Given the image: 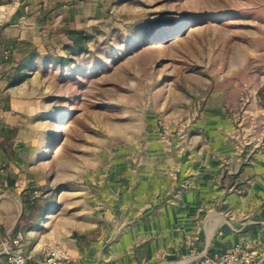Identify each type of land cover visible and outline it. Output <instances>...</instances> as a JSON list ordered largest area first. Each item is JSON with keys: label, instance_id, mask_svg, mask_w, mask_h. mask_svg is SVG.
Wrapping results in <instances>:
<instances>
[{"label": "rangeland", "instance_id": "obj_1", "mask_svg": "<svg viewBox=\"0 0 264 264\" xmlns=\"http://www.w3.org/2000/svg\"><path fill=\"white\" fill-rule=\"evenodd\" d=\"M63 4L93 28L86 45L44 46L22 81L0 80L25 115L20 153L37 159L39 242L108 251L146 236L153 264H180L264 223V0Z\"/></svg>", "mask_w": 264, "mask_h": 264}, {"label": "crops", "instance_id": "obj_2", "mask_svg": "<svg viewBox=\"0 0 264 264\" xmlns=\"http://www.w3.org/2000/svg\"><path fill=\"white\" fill-rule=\"evenodd\" d=\"M25 6L27 11L32 12L28 15L34 16L33 22L19 25L8 21L11 13ZM65 11L63 0H0V35L8 48H12L13 43L18 44L20 40H27L36 46L39 52L44 46L45 49H53L51 40L56 33L63 31L65 15L77 13V10L66 13ZM43 17L46 20L39 22ZM56 47L63 48V45ZM14 53L16 56L20 55L16 50ZM2 54L0 51V62L3 58ZM8 98L10 104H8ZM4 101H7V104H4ZM21 117L25 118V115L19 108H15L9 91L0 86V264H8L1 245V241L7 236L23 234V249L30 257L32 264L44 257L43 249L46 246L39 242L40 227L32 224L30 218L31 207L34 204L31 191L36 185L30 172L36 171L37 159L36 157L27 159L28 155L20 153V131L23 126V122H20ZM15 127L18 128L16 137L10 143H5L6 133ZM45 223L46 221L43 224ZM251 224L253 226L239 235L244 236V239L238 243L254 248L260 257H264V223L251 222ZM258 237L263 240L262 242L259 240V244L256 243ZM123 241V248L108 251L105 244H101V240L85 250L77 245L68 249L62 243L54 244L66 248L74 260L72 264H145L148 262L153 264L154 250L151 244L146 242V236H124ZM206 250L210 253H218L225 249L216 251L205 248L203 251ZM124 257L125 259L127 257L128 261Z\"/></svg>", "mask_w": 264, "mask_h": 264}, {"label": "built area", "instance_id": "obj_3", "mask_svg": "<svg viewBox=\"0 0 264 264\" xmlns=\"http://www.w3.org/2000/svg\"><path fill=\"white\" fill-rule=\"evenodd\" d=\"M23 240V234L18 233L1 241L2 252L8 264H32L23 249ZM43 254L44 257L35 264H72L74 261L66 248L59 244L45 247ZM186 264H264V257H260L258 252L248 245L235 243L222 252H199Z\"/></svg>", "mask_w": 264, "mask_h": 264}, {"label": "trees", "instance_id": "obj_4", "mask_svg": "<svg viewBox=\"0 0 264 264\" xmlns=\"http://www.w3.org/2000/svg\"><path fill=\"white\" fill-rule=\"evenodd\" d=\"M72 15H65L63 31L56 33L51 45L53 49L58 45L84 47L88 37L92 35V27L78 29L71 23ZM14 50L20 55L16 56ZM0 51H2V61L0 62V80L5 79L8 87L18 84L26 75V70L39 54L38 48L27 40H20L18 44L13 43L12 48H8L4 39L0 35ZM23 118L21 117L20 122ZM18 128L8 130L5 135V143H10L17 135ZM6 151V146H5Z\"/></svg>", "mask_w": 264, "mask_h": 264}, {"label": "bare ground", "instance_id": "obj_5", "mask_svg": "<svg viewBox=\"0 0 264 264\" xmlns=\"http://www.w3.org/2000/svg\"><path fill=\"white\" fill-rule=\"evenodd\" d=\"M187 261H182L180 264H185Z\"/></svg>", "mask_w": 264, "mask_h": 264}]
</instances>
